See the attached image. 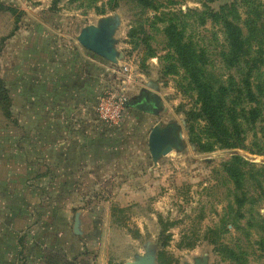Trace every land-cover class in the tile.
I'll return each mask as SVG.
<instances>
[{"label":"rangeland","instance_id":"1","mask_svg":"<svg viewBox=\"0 0 264 264\" xmlns=\"http://www.w3.org/2000/svg\"><path fill=\"white\" fill-rule=\"evenodd\" d=\"M150 1L153 7L137 0H118L115 7L108 0H0V79L10 100L9 105L0 101V142L9 143L8 134L16 143L21 137L25 92L33 95L35 112L39 90L48 94L49 121L93 124V136L105 140L112 159L121 156L126 172L92 179L111 191L79 194L81 203L72 211L80 217L86 208L87 214L105 217V236L135 239L118 243L108 264H124L125 257L133 261L147 253L155 255V264H264V177L261 173L259 187L252 176V167L264 168V118L246 131L245 148L200 151L190 141L187 123V112L197 106L196 93L180 90L185 74L178 64L175 73H167L172 52L163 33L172 18L185 41L204 52L212 73L222 80L228 74L238 76L224 62V29L206 12L235 2L236 23L246 34L244 20L256 17L251 8L264 21V0ZM104 18L118 20L117 62L77 40L83 27ZM144 92L157 97L158 112L128 105ZM120 101L119 120L103 117L100 105L107 115ZM169 122L182 134L180 149L154 163L148 148L150 130ZM239 195L246 198L240 210L235 199ZM107 200L109 217L106 208L100 209ZM87 222L79 221L78 236L85 231L96 236L100 226ZM226 247L235 259L228 258ZM60 259L58 264H65Z\"/></svg>","mask_w":264,"mask_h":264},{"label":"crops","instance_id":"2","mask_svg":"<svg viewBox=\"0 0 264 264\" xmlns=\"http://www.w3.org/2000/svg\"><path fill=\"white\" fill-rule=\"evenodd\" d=\"M47 95L39 90L35 112L33 95L25 92L22 135L17 143L13 134L6 138L9 143L0 142V264H58L60 258L65 264H108L118 243L135 239L105 236V217L87 214L86 208L81 224L100 227L96 236L88 231L78 236L72 209L81 203L79 194L109 193L92 179L124 173L125 164L121 167L120 155L111 158L104 139L93 136L92 123L49 121ZM102 206L109 217L110 200Z\"/></svg>","mask_w":264,"mask_h":264},{"label":"trees","instance_id":"3","mask_svg":"<svg viewBox=\"0 0 264 264\" xmlns=\"http://www.w3.org/2000/svg\"><path fill=\"white\" fill-rule=\"evenodd\" d=\"M86 1L94 4L98 0ZM137 1L153 7L150 0ZM108 3L110 7H115L118 0H108ZM251 9L256 17L251 18L248 15L244 20L246 34L236 23L238 18L235 2L218 11L208 9L206 12L207 18L221 23L227 44L224 62L226 67L233 68L238 73V76L228 74L225 80L208 69L204 52L198 50L191 42L185 41L172 18L163 28L169 50L172 52L169 54L171 62L166 66L167 73H175L179 65L185 74V82L179 83L180 90L183 93L191 90L196 93L197 106L187 112V123L190 141L200 151H212L215 146L245 148L246 131L259 119L264 118V21L256 8ZM9 10L14 11L13 8ZM231 12L234 13V18L229 17ZM202 20H205L204 17ZM131 35L133 36V33H130ZM0 101L4 102V105L10 103L1 79ZM200 122H203V125H200ZM235 160L239 161L240 157L235 156ZM237 164L242 166L243 162L240 160V164ZM252 171L255 185L260 187L261 180L258 178L262 175L264 177V168L262 170L252 167ZM237 175L241 180L243 173L238 170ZM235 199L240 210L246 198L239 195ZM226 249L228 258L235 259L234 251L229 247Z\"/></svg>","mask_w":264,"mask_h":264},{"label":"water","instance_id":"4","mask_svg":"<svg viewBox=\"0 0 264 264\" xmlns=\"http://www.w3.org/2000/svg\"><path fill=\"white\" fill-rule=\"evenodd\" d=\"M118 26V20L112 18H104L97 25L90 24L81 29L77 36L78 42L87 50L94 54L105 58L111 62H117L118 52L115 48V31ZM145 97L143 102L134 103L133 100L128 105L145 112L156 113L159 110L160 102L153 99L148 103ZM150 104L151 108L145 105ZM182 134L177 132V127L169 122L168 124L156 123L150 130L148 137V148L154 163L172 150H179L181 146ZM73 232L80 234L79 215L75 214ZM124 264H155V255L147 253L139 256L133 261H126ZM193 264H207L204 260H196Z\"/></svg>","mask_w":264,"mask_h":264},{"label":"built area","instance_id":"5","mask_svg":"<svg viewBox=\"0 0 264 264\" xmlns=\"http://www.w3.org/2000/svg\"><path fill=\"white\" fill-rule=\"evenodd\" d=\"M122 110H123V105H122L121 101L116 104V110H114L112 114H107V115H106L107 112H106L104 106L100 105V111H101L103 117H107V118H110L113 120H116V119L119 120V118L121 117V111Z\"/></svg>","mask_w":264,"mask_h":264},{"label":"flooded vegetation","instance_id":"6","mask_svg":"<svg viewBox=\"0 0 264 264\" xmlns=\"http://www.w3.org/2000/svg\"><path fill=\"white\" fill-rule=\"evenodd\" d=\"M145 97L148 98V103H151V101L153 99H155L156 101H159L157 99V97L155 95H153L152 93L149 92H144L142 93L139 97L135 98L133 100L134 103H139V102H143L145 100ZM150 104L145 105L147 108H151V106H149ZM139 110V109H138ZM142 112V110H140ZM144 112V111H143Z\"/></svg>","mask_w":264,"mask_h":264}]
</instances>
